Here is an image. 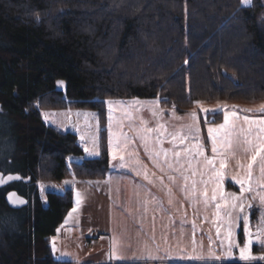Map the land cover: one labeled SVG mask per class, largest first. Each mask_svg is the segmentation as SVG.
Wrapping results in <instances>:
<instances>
[{"label":"trees","instance_id":"trees-1","mask_svg":"<svg viewBox=\"0 0 264 264\" xmlns=\"http://www.w3.org/2000/svg\"><path fill=\"white\" fill-rule=\"evenodd\" d=\"M263 11L264 0H0V144H11L0 171L10 160L21 176L0 187V264H77L51 246L72 186L47 192L45 206L35 183L100 180L110 171L106 126L98 155L84 157L77 135L46 124L41 109L92 110L106 125L107 99L153 98L180 113L196 101L264 100ZM222 120V111L199 114L206 149V125ZM11 189L27 204L10 207Z\"/></svg>","mask_w":264,"mask_h":264},{"label":"crops","instance_id":"crops-1","mask_svg":"<svg viewBox=\"0 0 264 264\" xmlns=\"http://www.w3.org/2000/svg\"><path fill=\"white\" fill-rule=\"evenodd\" d=\"M137 110V104L124 102L112 107L111 132L119 136L121 142L119 147H115L113 139V146H110L109 132V173L100 180L72 181V206L60 224L57 236L52 238L57 251L60 253L63 243L71 236H82L84 240L93 232L109 234L101 240V253L82 264H164L169 261L202 260L191 255L201 253L204 248L206 228L226 221L228 206L241 200L243 205L264 207L257 195L264 194V188L258 183L261 180L258 173L252 171V191H247L248 184H245V191L241 192V186L233 179L246 176L245 169L236 165H247L246 152L237 148L223 149L219 145L218 152L214 154L209 134V148L206 149L201 142L198 121L192 131L168 124L153 128L143 124L144 118L136 113ZM132 118L142 121V129L134 124V120L133 124L128 122ZM221 122L208 125L215 128ZM198 147L203 148L204 156L214 160L216 169L223 173L222 180L218 181L212 171L205 169L202 163L204 157L196 154ZM220 152L224 155H219ZM221 159L225 161L222 169ZM121 164L124 166L121 167ZM193 172L196 174L193 175ZM184 176L188 177L187 191L184 190ZM169 177H174V180ZM193 180L197 182L195 193L192 190ZM201 180L208 183H201ZM205 190L209 200L207 206L203 202ZM213 190L216 191L215 200L211 199ZM232 193L239 199L233 201ZM239 193L242 195L239 196ZM221 194L224 199H221ZM246 197H250L249 203ZM217 203L220 204L219 209L216 208ZM74 208L76 211L69 217ZM113 240L117 246L116 256L111 255Z\"/></svg>","mask_w":264,"mask_h":264},{"label":"rangeland","instance_id":"rangeland-1","mask_svg":"<svg viewBox=\"0 0 264 264\" xmlns=\"http://www.w3.org/2000/svg\"><path fill=\"white\" fill-rule=\"evenodd\" d=\"M264 15V11H263ZM57 87L60 89L65 88V80L58 79ZM108 101H112L111 107L108 104ZM129 103L137 104L138 110L137 114H140L143 119V124H147L153 128L161 126L173 125V126H182L186 130L192 131L194 125L199 123V114L206 115L208 112H223V120L221 124L224 123V113L229 114V124L235 123V131L237 134H240V130H247L249 128L248 123L243 120V117L247 116L250 120L261 122L264 121V100H255V101H239V100H215V101H196L192 109L186 112H177L176 110H166L161 107L157 99L153 98H132L126 100L119 99H107V123L103 125L99 120L96 112L87 109H41V118L46 123L51 125L53 128L60 132H73L77 135L78 141L84 149V157H94L98 155L99 152V137L101 134V128L106 126L108 137H109V116L112 112V107L116 103ZM159 108H158V106ZM203 109H208L209 111L205 113ZM196 113V120L192 119L191 114ZM235 113V116L232 115ZM112 116V115H111ZM133 118L128 122L133 124ZM198 121V123H197ZM135 125H139L142 129V121L134 120ZM210 124V123H208ZM207 128H210L209 125ZM211 125V124H210ZM199 126V125H198ZM253 135L258 133L257 125H253ZM200 129V128H199ZM136 130H139L138 128ZM140 134L143 135L142 131ZM209 138V137H208ZM235 139V138H234ZM239 144H233L231 149H240L243 152H246L244 149L246 145L243 144V135H239ZM9 143V142H8ZM219 146V144H218ZM10 147L6 143L0 144V160H3L7 157V154H10ZM247 153L248 161L250 159V153ZM237 162V161H235ZM236 164V163H235ZM238 165V164H236ZM13 166V163L9 160L8 165L5 167L4 173H9V167ZM235 169L236 166H233ZM253 172L258 173L261 178V173L259 169V164L253 165ZM258 176V177H259ZM259 179V178H258ZM27 181V180H26ZM67 182V183H66ZM72 179L66 178L62 180H48V181H37L35 186L38 191V195L42 199V203L46 206L47 201V192H62L66 187L71 186ZM30 183H26L25 187L29 186ZM24 186V185H23ZM242 194L239 193V196ZM249 199L250 197H246ZM233 200V199H232ZM241 200L238 201L239 205ZM226 221L223 223L213 224V227L205 230V245L201 250V253L191 255L192 257H202V260L205 261H231L240 259V249L248 244L249 240L252 243L249 245L251 255L254 257L264 256V251L257 252L252 249V246L255 244H262L261 241H264V207L253 205L249 208L247 203H244V210L240 212L238 209H233L232 206L227 207ZM231 214L230 216L228 214ZM248 218V227L245 231L244 217ZM239 217V218H238ZM224 219V216H223ZM215 229V230H213ZM219 229V231H217ZM231 231V237L228 236V232ZM72 239V240H71ZM65 241L62 245V250L60 253L57 251V246L51 240L52 249L55 246L56 251L54 253L58 258H66L74 260L77 264H82L83 262L94 258L99 255L102 251V242H97L94 245H88L86 239L83 240L82 236H77ZM231 243V248L229 245ZM264 245V244H262ZM196 257L194 259H196ZM216 257H219L217 259Z\"/></svg>","mask_w":264,"mask_h":264},{"label":"snow or ice","instance_id":"snow-or-ice-1","mask_svg":"<svg viewBox=\"0 0 264 264\" xmlns=\"http://www.w3.org/2000/svg\"><path fill=\"white\" fill-rule=\"evenodd\" d=\"M241 3L247 7L251 4V0H241ZM112 101H108L109 106L111 107L112 105ZM203 111L205 113H207L209 110L208 109H203ZM233 116H235V113H232ZM192 119L195 121L196 120V113L193 112L191 114ZM243 120L248 123L249 128L247 130L241 129L240 130V134L243 135V144L246 145L245 147V151L250 153V160L247 163V165L244 164H238V166L240 168L245 169L246 171V176L243 178H233L236 184H239L241 186V192L245 191L244 185L248 184V188L247 191H252L251 188V178H252V170H253V165L254 164H259V169H260V173H261V180L258 181V183H260V186L262 188H264V121L261 122H256V121H252L249 119V117L245 116L243 117ZM253 125H257L258 127V133L253 135ZM236 125L235 123H232L231 125L229 124V114L227 112L224 113V123L218 125L215 128L210 127L208 129V134L212 139V151L214 154H216L218 152V144L220 145L221 148L223 149H231L233 147V144H239L240 140H239V135L237 134L235 131ZM147 131V130H146ZM109 132H110V138H109V144L110 146H113V139H115V147H119L120 144V137L117 136L115 133L111 132V115L109 116ZM235 138V139H234ZM183 139V138H181ZM125 142L127 140V138H124ZM189 154L191 155V152H189ZM196 154L199 156L204 157L202 163L204 164L205 169H208L210 171H212L214 173L215 178L219 181L222 180L223 178V173L219 170L216 169L215 167V163L213 159H209L208 157L204 156V151L202 147H198L196 149ZM176 155L178 156L179 153H176ZM219 155L223 156L224 152H220ZM165 156H167V154L165 153ZM116 158V152H113V159ZM121 160H123V156L120 157ZM225 161L223 159H221L220 161V168L222 169L224 167ZM124 165L121 164V167H123ZM169 167H171V165H169ZM196 173L193 172V175H195ZM147 178V177H146ZM8 179H19V177H9ZM170 180H174V177H169ZM183 179L185 180V186H184V190L187 191V181H188V177L184 176ZM211 179V178H210ZM3 181V177H0V182ZM201 183L207 184L208 181H200ZM67 183V182H66ZM196 181L193 180L192 181V190L193 193H195V186H196ZM205 199H204V204L207 206L209 200H208V196H207V190L204 191L203 193ZM232 196L233 201H236L239 199V197L236 196L235 193L230 194ZM257 195H259V199L261 200L262 203H264V194L258 193ZM10 196H15L14 193L10 194ZM212 200L216 199V191L213 190V195L211 197ZM221 199H224L223 195L221 194ZM77 203H79V200H77ZM169 203H171V200L169 201ZM225 203H227V200H225ZM239 208L240 212H243L244 210V205L241 202L239 205H237L235 202L232 203V208L236 209ZM249 207H251V205H249ZM216 208L219 209L220 208V204L217 203L216 204ZM76 209L74 208L72 210V212H69V217L72 216V213L75 212ZM217 215H219V212H217ZM229 216L231 215L230 213L228 214ZM239 218V217H238ZM244 224H245V231H247V227H248V218L245 216L244 218ZM67 222V221H66ZM59 231V229L57 230ZM217 231H219V229H217ZM232 233L231 231L228 232V236L231 237ZM252 243L251 240H249L248 244H245V246L243 248L240 249V259L245 260V261H251L254 259H257V257H254L253 255H251L250 249H249V245ZM262 244H264V241H261ZM229 248H231V243L229 245ZM53 251L55 252V246L53 247ZM116 252H117V246H116V242L115 240H113V248H112V256H116ZM119 258V257H117ZM151 258V257H149ZM217 259H219V257H216ZM196 259H202V257H196ZM259 259H264V257H259Z\"/></svg>","mask_w":264,"mask_h":264},{"label":"water","instance_id":"water-1","mask_svg":"<svg viewBox=\"0 0 264 264\" xmlns=\"http://www.w3.org/2000/svg\"><path fill=\"white\" fill-rule=\"evenodd\" d=\"M75 162H80V160H75ZM0 177H3V181L0 182V187L5 186L11 182L17 181L21 178L19 173H3L0 171ZM9 177H19V179H8ZM14 193L15 196H10V194ZM5 200L7 204L12 208H20L27 204V199L19 194L16 190L11 189L6 192L5 194Z\"/></svg>","mask_w":264,"mask_h":264},{"label":"built area","instance_id":"built-area-1","mask_svg":"<svg viewBox=\"0 0 264 264\" xmlns=\"http://www.w3.org/2000/svg\"><path fill=\"white\" fill-rule=\"evenodd\" d=\"M56 235H53V237H55ZM108 234L107 233H96L93 232L92 234H90V236L86 239L88 245H92L94 242L96 241H100L103 237H107Z\"/></svg>","mask_w":264,"mask_h":264},{"label":"flooded vegetation","instance_id":"flooded-vegetation-1","mask_svg":"<svg viewBox=\"0 0 264 264\" xmlns=\"http://www.w3.org/2000/svg\"><path fill=\"white\" fill-rule=\"evenodd\" d=\"M10 184V183H9ZM8 185V184H7ZM6 186V185H5Z\"/></svg>","mask_w":264,"mask_h":264}]
</instances>
